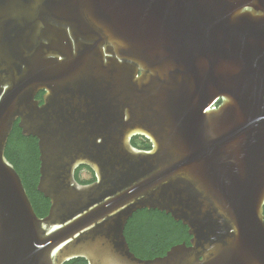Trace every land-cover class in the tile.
I'll return each mask as SVG.
<instances>
[{
    "label": "water",
    "instance_id": "water-1",
    "mask_svg": "<svg viewBox=\"0 0 264 264\" xmlns=\"http://www.w3.org/2000/svg\"><path fill=\"white\" fill-rule=\"evenodd\" d=\"M15 123L43 218L4 155ZM142 209L189 244L136 257ZM75 259L264 264V0H0V264Z\"/></svg>",
    "mask_w": 264,
    "mask_h": 264
},
{
    "label": "trees",
    "instance_id": "trees-1",
    "mask_svg": "<svg viewBox=\"0 0 264 264\" xmlns=\"http://www.w3.org/2000/svg\"><path fill=\"white\" fill-rule=\"evenodd\" d=\"M43 92L36 95L42 103ZM220 101L216 103V106ZM141 141L137 145L136 141ZM136 148L148 150L150 143L140 137L132 139ZM5 158L13 165L18 173L35 214L43 218L48 214L50 201L37 191L39 180V151L37 140L34 137H25L21 130L14 124L8 137L5 148ZM86 168L93 176L90 180L82 181L79 178L81 169ZM75 179L80 184H89L95 180L93 173L87 167H79L75 172ZM124 237L130 251L141 259H154L164 256L174 245L189 244L188 228L181 222H176L170 215L158 210H139L128 219L124 228ZM65 264H87L85 260L75 259Z\"/></svg>",
    "mask_w": 264,
    "mask_h": 264
},
{
    "label": "rangeland",
    "instance_id": "rangeland-1",
    "mask_svg": "<svg viewBox=\"0 0 264 264\" xmlns=\"http://www.w3.org/2000/svg\"><path fill=\"white\" fill-rule=\"evenodd\" d=\"M215 106H216V104H215ZM136 143H137V145H141V141H136ZM79 178H80V180H82V181H85V180H90L91 179V175H90V173L88 172V171H86V170H83V171H81L80 173H79Z\"/></svg>",
    "mask_w": 264,
    "mask_h": 264
},
{
    "label": "flooded vegetation",
    "instance_id": "flooded-vegetation-1",
    "mask_svg": "<svg viewBox=\"0 0 264 264\" xmlns=\"http://www.w3.org/2000/svg\"><path fill=\"white\" fill-rule=\"evenodd\" d=\"M83 170H86V171H88L86 168H83V169H81V170H80V172H81V171H83ZM80 172H79V173H80ZM88 172H89V171H88ZM89 173H90V172H89ZM90 175H91V179H92V178H93V176H92V174H91V173H90Z\"/></svg>",
    "mask_w": 264,
    "mask_h": 264
}]
</instances>
